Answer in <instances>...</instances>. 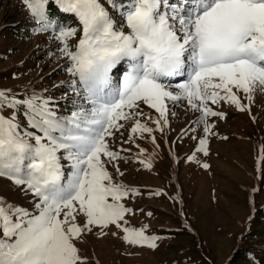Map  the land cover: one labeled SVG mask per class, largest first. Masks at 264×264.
Segmentation results:
<instances>
[{"label": "snow or ice", "instance_id": "1", "mask_svg": "<svg viewBox=\"0 0 264 264\" xmlns=\"http://www.w3.org/2000/svg\"><path fill=\"white\" fill-rule=\"evenodd\" d=\"M22 3L36 31H52L61 42L77 102L70 114L59 115L51 98H17L0 90V177L30 194L31 202L29 210L0 197V264H87L78 242L94 229L106 235L110 226L121 229L129 244L156 248L158 237L125 226L132 209L123 201L140 193L109 171L111 164L123 176V157L110 138L128 123L126 142L148 134L155 144L153 132L168 126L169 102L186 101L200 113L194 123L203 124L204 137L196 151L207 156L214 128L208 118L225 116L212 105L250 111L255 93H264V0ZM50 5L71 14L77 26L57 31ZM77 36L70 46L69 38ZM121 62L128 68L115 83ZM177 77L183 79L173 85ZM142 106L157 114L146 117L155 128L141 122ZM144 151L138 159L150 169Z\"/></svg>", "mask_w": 264, "mask_h": 264}, {"label": "rangeland", "instance_id": "2", "mask_svg": "<svg viewBox=\"0 0 264 264\" xmlns=\"http://www.w3.org/2000/svg\"><path fill=\"white\" fill-rule=\"evenodd\" d=\"M57 15L59 28L77 26L71 14ZM37 27L22 0H0V89L37 91L40 96L62 101L67 105L66 115L70 114L77 98L69 87L72 77L60 51L61 42L54 32H38ZM77 39L69 38L70 46ZM127 68L128 64L121 62L115 83ZM182 79L177 77L173 85ZM241 100L248 103L243 95ZM212 107L225 116L208 118L214 128L207 137V156L196 151L204 137L203 124L194 123L200 113L191 111L186 101L169 102V123L162 132H153L155 144L148 134L126 142L128 123L110 138L113 150L123 157L118 162L123 176L111 164L109 171L117 182L140 193L123 201L132 209L125 226L144 228L145 235L158 237L157 247L129 244L115 226L106 229V235L94 229L78 242L87 264H263L264 254L257 253L264 249V212L257 210L264 207V161L260 159L264 93H255L250 111H239L224 102ZM142 110L145 117L141 122L155 128L146 117L155 119L157 114L146 106ZM140 148L145 150L143 159L151 160L150 169L139 162ZM193 155L195 159H188ZM205 163L207 169L202 167ZM0 197L31 210L30 194L26 196L3 177ZM78 219L83 222L82 217ZM255 246L257 253L239 258L240 251Z\"/></svg>", "mask_w": 264, "mask_h": 264}, {"label": "trees", "instance_id": "3", "mask_svg": "<svg viewBox=\"0 0 264 264\" xmlns=\"http://www.w3.org/2000/svg\"><path fill=\"white\" fill-rule=\"evenodd\" d=\"M57 14H58L57 9L50 5V16H51L52 19H54L56 21L57 29H58L59 28V23H58L59 19H58V15ZM66 27H74V26L73 25L72 26L68 25ZM21 30H23V29H21ZM0 90L5 91V89H0ZM6 92L9 94V96H15L17 98H28V97H31L33 94L39 95V93L37 91H32L31 89H28L27 91H25V93H22L23 91H12L11 89H10V91L6 90ZM53 102H54V105H55V110L57 112H59L58 114L59 115H66V113H67L66 112L67 105H65L62 101H53ZM19 119H20V121L23 120L24 124H26L23 112H21L19 114ZM24 124L22 123V125H24ZM257 211H259L261 213L264 212V207H262L260 210H257ZM261 213H259V215H261ZM251 248H253V249H251V251H249L250 249H248V251H240L239 258L240 257H242V258H250L252 256V253H254V252L257 253L256 248H258V247L255 246V247H251ZM257 254H259V255L264 254V249H258V253ZM263 264H264V260H263Z\"/></svg>", "mask_w": 264, "mask_h": 264}]
</instances>
